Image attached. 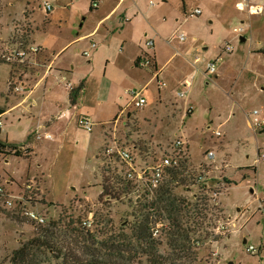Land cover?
<instances>
[{"label":"rangeland","instance_id":"1","mask_svg":"<svg viewBox=\"0 0 264 264\" xmlns=\"http://www.w3.org/2000/svg\"><path fill=\"white\" fill-rule=\"evenodd\" d=\"M256 6L262 12L251 14ZM195 9L202 14L191 16ZM147 51L154 68L135 64ZM82 82L72 106L69 94ZM129 91H142L146 106L128 107ZM0 108L7 110L0 138L30 149L0 154V184L16 192L31 184L27 206L44 219L32 221L0 200V264L61 215L74 245V229L118 233L148 212L146 202H134L110 151L129 148L148 159L179 138L187 144L184 183L165 188L192 211L199 204L209 212L200 231L210 233L208 241L198 245L199 231L191 237L197 258L189 264H264V124L251 123L255 111L264 123V0H1ZM203 170L207 190L195 184ZM159 200L162 234L155 238L166 253L171 222Z\"/></svg>","mask_w":264,"mask_h":264},{"label":"trees","instance_id":"2","mask_svg":"<svg viewBox=\"0 0 264 264\" xmlns=\"http://www.w3.org/2000/svg\"><path fill=\"white\" fill-rule=\"evenodd\" d=\"M135 64L137 65V61ZM84 86L82 82L78 88L71 90L69 102L72 106L77 105ZM6 111L0 108V116ZM23 147L9 144L0 138V154L3 156H24L23 150L30 153V149ZM182 175L184 172L173 171L171 182H180L181 179V183H184ZM164 188L158 198L163 202V213L171 222L166 234L169 248L166 253L161 251L162 243L152 232L160 221L156 217H161L162 212H137L135 220L132 223L126 222L118 233L114 230L97 232L103 238L86 227V230L74 229V245H69V221L61 215L58 221H50L41 226L33 238L14 250L10 264H141L143 257H146L148 264H189L197 258L194 250L197 246L191 244V237L203 230L209 212H206L207 208L201 210L199 204L192 211L191 204L186 199L177 197L172 190ZM105 192L106 190L103 193ZM209 235L207 231L204 234L200 232L198 245L208 241ZM42 257L45 259L42 260Z\"/></svg>","mask_w":264,"mask_h":264},{"label":"built area","instance_id":"3","mask_svg":"<svg viewBox=\"0 0 264 264\" xmlns=\"http://www.w3.org/2000/svg\"><path fill=\"white\" fill-rule=\"evenodd\" d=\"M151 5L155 6V3L152 2ZM247 6L248 4L241 2L238 4V9L244 11ZM48 9H52L49 4ZM262 10V7L256 6L250 7L249 12L251 14H259L262 12ZM201 14L202 12L200 9H195L190 12V15L195 17L200 16ZM178 38L180 41H184L185 35L180 34ZM145 46L148 50H153L155 46L154 40L152 38H146ZM91 47L95 48L96 44L93 43ZM225 49L228 52L233 51V47L231 45H227ZM35 51H37V49H35ZM85 55H90V53L86 52ZM153 61V56L147 51L145 52L144 57H140L137 60V65L140 67L154 68L155 63H153ZM197 61H199V59H197ZM208 70L213 72L215 70V65L210 64L208 66ZM156 78H158V73L156 74ZM161 85L164 86V84ZM67 88L71 90L70 84L67 85ZM129 93L132 95V103L129 104L128 107L132 105L140 109L146 106L147 100L142 96V91H129ZM125 110L121 111V115L125 112ZM6 113L7 112L4 114ZM257 114L258 111L253 113L255 117L254 121L251 122L254 128L264 124L259 121L258 117H256ZM79 124L89 131L92 130V123L89 119L82 118L80 119ZM3 125L4 124L2 121H0V128ZM217 134L219 135L220 133L218 132ZM186 145V140L179 138L174 142L172 148L168 149L165 153L161 154L160 156L154 155V157H150L148 159L140 157L139 154L135 155L134 150L129 148L116 147V150L110 151H115L117 158L119 159L120 174L122 175L123 179L127 181L134 202L140 203L144 201L146 202L145 204H147L150 208V212H156V206L154 204H157L161 190L169 184L172 172L181 171L183 167H185L186 161L188 159ZM214 157V152L210 151L208 153V159H212ZM210 182L211 178L209 177V171L206 172L203 170L195 177V184L198 186H203L204 190L210 188ZM32 187L33 186L29 184L25 187L24 191L16 192L13 189H10L9 182L6 184V186L0 184V200L6 209L13 211L21 209L22 212H25V215L30 220L44 223V219L40 218L35 213L39 211L35 210L33 207L29 208L27 206L33 199L31 195H27L28 192L32 193ZM260 208L264 209V202L261 203ZM160 226L161 225L158 224L153 228L152 232L154 237H159L162 234ZM247 252L253 254L256 252V248L251 245L247 248Z\"/></svg>","mask_w":264,"mask_h":264},{"label":"crops","instance_id":"4","mask_svg":"<svg viewBox=\"0 0 264 264\" xmlns=\"http://www.w3.org/2000/svg\"><path fill=\"white\" fill-rule=\"evenodd\" d=\"M239 4V3H238ZM110 15V14H109ZM108 15V16H109ZM108 16H106V17H108ZM93 33V32H92ZM92 33H90L89 35H91ZM147 35V38H151L149 35H148V33L146 34ZM86 36H88V35H86ZM153 39V38H152ZM154 40V39H153ZM155 42V41H154ZM61 52V51H60ZM59 54V53H58ZM141 56L140 55H135V58H136V61L140 58ZM50 67V66H49ZM157 68V67H156ZM158 73V72H157ZM29 95H30V93L27 95V98L29 97Z\"/></svg>","mask_w":264,"mask_h":264},{"label":"water","instance_id":"5","mask_svg":"<svg viewBox=\"0 0 264 264\" xmlns=\"http://www.w3.org/2000/svg\"><path fill=\"white\" fill-rule=\"evenodd\" d=\"M243 42L246 40L244 37H242L241 39ZM244 243H246V240L244 241ZM229 264H234L233 262H229Z\"/></svg>","mask_w":264,"mask_h":264}]
</instances>
